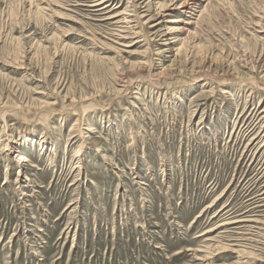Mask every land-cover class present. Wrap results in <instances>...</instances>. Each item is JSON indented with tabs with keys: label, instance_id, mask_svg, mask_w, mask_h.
<instances>
[{
	"label": "rangeland",
	"instance_id": "obj_1",
	"mask_svg": "<svg viewBox=\"0 0 264 264\" xmlns=\"http://www.w3.org/2000/svg\"><path fill=\"white\" fill-rule=\"evenodd\" d=\"M194 1L0 0V264H264V0Z\"/></svg>",
	"mask_w": 264,
	"mask_h": 264
},
{
	"label": "bare ground",
	"instance_id": "obj_2",
	"mask_svg": "<svg viewBox=\"0 0 264 264\" xmlns=\"http://www.w3.org/2000/svg\"><path fill=\"white\" fill-rule=\"evenodd\" d=\"M78 1V0H77ZM79 1H83V2H85L86 4H87V6L88 7H90V8H92V11H96V12H99V13H103L107 8H108V6H109V3H110V1H112V0H79ZM199 1V2H198ZM201 1H205V0H196V2L195 3H200ZM190 2V1H189ZM78 4V3H77ZM176 4V3H175ZM189 3L187 2V1H184L183 3H182V5L180 6V7H188V6H190V4L188 5ZM195 5V4H194ZM86 6V5H85ZM198 6V5H197ZM179 7V8H180ZM106 12V11H105ZM201 12V11H200ZM130 14V13H129ZM118 16V15H117ZM116 16H112V17H110V18H115ZM127 17L128 16H123V18H124V21H122V22H129V21H127L126 19H127ZM108 19V18H107ZM121 19V18H120ZM154 19V18H153ZM152 19V20H153ZM121 21V20H120ZM174 22H178V21H180V20H173ZM186 23H191V22H186ZM130 26V25H129ZM155 26V25H154ZM174 29V28H173ZM137 33V32H136ZM162 35V34H161ZM121 38H123V36L121 37ZM178 38V37H177ZM263 112H264V109H263ZM264 117V116H263ZM92 132V131H91ZM25 142V141H24ZM21 160H23V161H28L29 159L27 158V157H21L20 158ZM23 163V162H22ZM264 194V193H263ZM263 199V198H262ZM241 221V220H240Z\"/></svg>",
	"mask_w": 264,
	"mask_h": 264
}]
</instances>
